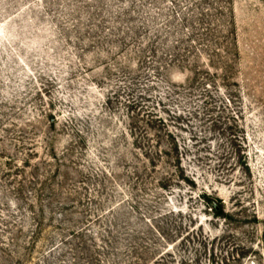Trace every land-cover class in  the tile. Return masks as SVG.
I'll return each instance as SVG.
<instances>
[{"label": "rangeland", "instance_id": "obj_1", "mask_svg": "<svg viewBox=\"0 0 264 264\" xmlns=\"http://www.w3.org/2000/svg\"><path fill=\"white\" fill-rule=\"evenodd\" d=\"M0 264H264V0H0Z\"/></svg>", "mask_w": 264, "mask_h": 264}, {"label": "trees", "instance_id": "obj_2", "mask_svg": "<svg viewBox=\"0 0 264 264\" xmlns=\"http://www.w3.org/2000/svg\"><path fill=\"white\" fill-rule=\"evenodd\" d=\"M169 135H173L171 134V132H169ZM148 160L152 161L150 158H148ZM168 174V172H166ZM166 178H164L165 180ZM184 182H189V187H192L193 184H190V182L195 183V178L194 176L191 177L190 175H185L183 176V178H181ZM162 187H164V184L162 185ZM203 194V198L204 201L206 202L207 205H209V207L215 211V213L220 214V213H225L224 209H225V205L223 203V200L221 198H217L215 196H213V194L210 192L208 193L207 191L202 192ZM215 197V198H214Z\"/></svg>", "mask_w": 264, "mask_h": 264}]
</instances>
